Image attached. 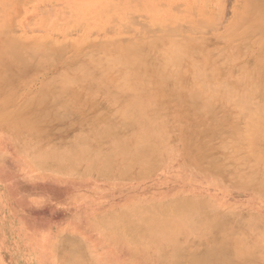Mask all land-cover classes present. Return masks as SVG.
Listing matches in <instances>:
<instances>
[{
  "label": "bare ground",
  "instance_id": "6f19581e",
  "mask_svg": "<svg viewBox=\"0 0 264 264\" xmlns=\"http://www.w3.org/2000/svg\"><path fill=\"white\" fill-rule=\"evenodd\" d=\"M78 3L77 14L105 6L104 17L114 13L121 19L120 14L135 11L112 0ZM243 4L241 25L214 41L196 40L194 31L178 38L175 17L159 33L105 37L90 46H85L87 30L66 46L46 37L10 38L13 21L2 9L0 130L21 146L20 152L28 149V159L43 174H95L121 185L142 178L165 156L181 155L185 166L200 174L228 175L264 193V0ZM191 21L192 30L202 25ZM122 22L121 31L127 27ZM120 30L115 36L123 35ZM195 194L179 191L171 200L133 197L88 222L106 242L126 244L125 256L116 258L127 260L124 264H264L258 216L214 208L207 196ZM69 245L77 254L79 246ZM54 250L55 242L45 264H115L102 255L81 259L73 252L59 260Z\"/></svg>",
  "mask_w": 264,
  "mask_h": 264
},
{
  "label": "rangeland",
  "instance_id": "374dc122",
  "mask_svg": "<svg viewBox=\"0 0 264 264\" xmlns=\"http://www.w3.org/2000/svg\"><path fill=\"white\" fill-rule=\"evenodd\" d=\"M83 1L87 0H0V14L4 13L1 12L2 9L6 10L8 18L13 21L9 20L12 27L11 30L9 29L12 32L10 38L25 39L24 37L32 36L34 39L32 37L31 39L35 41L48 38L59 41L62 46L71 45V42L79 38L82 30H87L85 46H90L92 42L100 43L111 37L133 38L143 30L159 33L161 25L168 26L177 17L178 28L180 27V33H177L178 38L193 33L192 36L196 40L214 41L216 37H225L233 33L241 25L242 18L245 16L243 14L244 0H204L205 6L202 4L203 0H145V2L144 0H112L121 8L126 3L131 11L135 10L128 13L130 15L124 14L126 17L120 14L121 19L114 13L108 16L105 6H99L101 13L98 8L95 10L97 13L95 11L75 13L77 5L75 7L74 3L79 2V5ZM70 2H73V5ZM15 3L18 5L16 6ZM219 4H223L221 5L223 8ZM101 9L104 10L101 11ZM189 10L190 13L193 10L192 15L188 13ZM103 11L107 13L105 17ZM91 14L95 15L91 16ZM86 16L89 20L94 19L93 21L97 22L101 18L102 21L100 22V19L97 23L90 22ZM127 16L132 19L130 20ZM79 17L84 20L80 21ZM203 17L204 20H202ZM206 17L210 19L209 22L205 21ZM106 19L109 21L106 22ZM123 19L130 21V23L123 21L126 22L125 26H129L126 27L128 30L123 29L126 33L121 31L122 27L124 28ZM103 20L105 25L102 23ZM119 20L123 23L122 25ZM191 20L201 23V27L192 30ZM45 21L47 25L43 24L46 23ZM37 25H40L39 28ZM81 25L82 29L79 27ZM115 29L117 32L120 30L121 33H119L123 35L115 36ZM185 32L188 34H184ZM141 34L142 32L139 35ZM39 85L40 83L37 82L35 87L38 88ZM20 149L21 146L6 131L0 130V264H45L46 256L49 255L50 247L54 242V255L59 260L71 256L70 252L73 250L69 244H73L79 246V248L76 247V253L79 254L73 252L75 257L91 259L92 255H102L115 264L127 263V260L116 259L119 256H125L126 244L108 240L106 242V239L104 240L90 225L88 219L105 209L120 206L133 197L171 200L174 193L179 191L196 193L195 195L204 194L212 207L221 206V209L239 211L243 214L255 213L261 220V225L264 226V193L235 183L228 178V175L220 178L200 174L187 168L185 158L181 155H175L172 158L165 156L162 161L144 173L142 178L122 181L121 185H113L106 177L95 174L80 178H60L40 173L28 159L26 154L28 149H24V153L20 152ZM135 171L141 173L139 167ZM80 232L89 239H83L77 235ZM84 263L94 264L92 261L80 262V264Z\"/></svg>",
  "mask_w": 264,
  "mask_h": 264
}]
</instances>
